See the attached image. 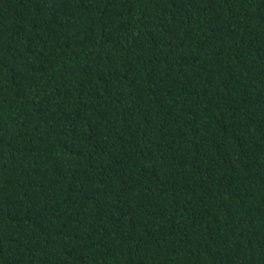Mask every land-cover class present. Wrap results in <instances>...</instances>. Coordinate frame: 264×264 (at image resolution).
<instances>
[{"label":"trees","instance_id":"trees-1","mask_svg":"<svg viewBox=\"0 0 264 264\" xmlns=\"http://www.w3.org/2000/svg\"><path fill=\"white\" fill-rule=\"evenodd\" d=\"M0 264H264V0H0Z\"/></svg>","mask_w":264,"mask_h":264}]
</instances>
